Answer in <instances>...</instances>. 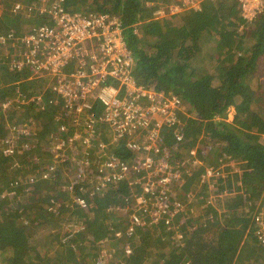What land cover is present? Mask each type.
<instances>
[{
  "label": "trees",
  "instance_id": "trees-1",
  "mask_svg": "<svg viewBox=\"0 0 264 264\" xmlns=\"http://www.w3.org/2000/svg\"><path fill=\"white\" fill-rule=\"evenodd\" d=\"M65 1L70 11L119 17L125 41L135 57L132 71L135 80L174 93L188 109L184 143L191 147L197 145L201 161L213 169L221 170L227 166L231 171H242L235 177L237 187L243 186L249 192L246 206L261 198L264 192V145L259 139L260 133H264V112L259 103L264 92L255 69L258 58L264 54V12L252 22L243 23L236 0H204L197 11L190 9L160 18L153 17L156 6H146V2L155 3L156 0ZM206 48L205 57L211 66L195 74L190 65L195 58L202 57ZM23 77L22 73L11 71L5 63H0V100L17 86L27 93L38 92L45 86L43 82H23ZM45 95L51 97L53 94L47 90ZM237 101L240 107L250 102L259 113L249 120L236 106L237 112L228 122V107ZM16 119L18 122L30 120L35 136L33 147L20 158L4 157L1 152L6 145L0 144V264H71L76 255L81 258L78 264H115L114 259L96 263L94 247L116 245L114 254L122 255L123 241L132 247V254L128 257L123 254V262L118 264H233L240 259L246 264L252 259L253 264H264V247L252 237H256L255 227L244 210L243 197L225 198L230 204H224L226 209L221 212V216L227 217L223 223L217 212L209 222L204 215L195 218L198 211L180 212L175 222L181 219L177 231L182 234V240H177L176 232L168 233L162 221L159 225L138 229L139 242L136 244L125 236L118 242H111L110 233L124 231L121 223L125 221L116 214L109 216L105 212L111 189L106 196L89 198L75 188L77 195L87 199L89 204L95 199L99 208L93 212L76 204L70 208L71 198L67 193L63 194L62 187L69 185V179L76 178H68V170L54 164L53 155L45 149L52 140L50 133L56 129L52 116L39 110H26L22 117L13 118ZM6 124H12V120L5 121L0 135L4 132L5 137H9ZM212 142H215L213 148ZM34 157L40 165H54L48 179L43 180L36 172ZM201 169L197 166L195 177ZM29 178H33L31 185L27 183ZM15 183L19 184L13 190L17 196L2 198L3 192L11 191L10 184L14 186ZM183 191H187L185 186ZM207 194L205 189L198 194L196 206ZM53 198L61 201L54 214L45 210ZM72 217L86 226L75 240L79 243L74 247L73 255L66 251L72 248L68 243L57 241L58 230ZM42 225L45 226L44 241L35 243L37 226ZM87 237L94 244L86 251L82 248Z\"/></svg>",
  "mask_w": 264,
  "mask_h": 264
},
{
  "label": "built area",
  "instance_id": "built-area-1",
  "mask_svg": "<svg viewBox=\"0 0 264 264\" xmlns=\"http://www.w3.org/2000/svg\"><path fill=\"white\" fill-rule=\"evenodd\" d=\"M13 1L4 6L5 14L0 20V29L6 30L0 33V63L22 73L23 82L41 83V77H50L53 83L33 93L17 86L0 103V112L22 117L26 110H39L52 116L56 129L50 133L52 140L45 149L53 155L54 164L68 170V178H76L62 187L63 194L71 198L70 208L72 204L91 212L99 208L95 199L89 204L77 195L75 188L89 198L106 196L111 189L105 212L125 221L121 223L124 231L110 233V241L118 242L125 236L136 244L138 229L162 221L168 233L175 232L177 215L185 210L192 213L189 201L198 200L203 189L208 197L202 202H206L210 211L214 200L227 195L226 188H220L223 170L205 164L199 175H194L202 163L197 162L198 149L184 143L189 112L178 96L135 80L132 73L135 57L127 46L119 17L68 11L65 0ZM203 1L156 0L146 2V6H156L153 17L160 18L184 10L197 11ZM236 2L243 23L252 22L264 12V0ZM23 7L27 19L41 16L46 21L31 28L28 25L23 32L11 27L22 17ZM15 13L21 14L13 16ZM5 16L10 26L3 28ZM47 90L52 92L51 97L45 95ZM17 120L6 124L9 137H0V144L6 145L1 153L7 158H20L33 147L35 132L30 120ZM32 161L41 178L48 179L54 165H40L35 157ZM29 179L27 183L33 184V178ZM18 185L10 184L12 190H5L2 198L17 196L13 190ZM261 198L244 206L254 225L264 214V196ZM60 203L53 198L45 210L54 214ZM210 211L204 215L209 221L214 217ZM85 227L72 217L58 230V239L74 248ZM255 234L262 239L264 221L255 226ZM86 242L94 244L88 237ZM127 243L122 242V250L128 257L132 247ZM105 257L103 250L96 253L95 260L103 261Z\"/></svg>",
  "mask_w": 264,
  "mask_h": 264
},
{
  "label": "rangeland",
  "instance_id": "rangeland-1",
  "mask_svg": "<svg viewBox=\"0 0 264 264\" xmlns=\"http://www.w3.org/2000/svg\"><path fill=\"white\" fill-rule=\"evenodd\" d=\"M76 12H80V11H76ZM166 17H168V16H166ZM20 18H22V17H20ZM3 19H6V20H4V21H2V26H3V28H5L6 27V25L7 26H10V21L8 20V17H4ZM26 21H29V24L27 23V22H25L24 24H22L21 26L18 24V23H15V25L13 26L14 28H17V29H21V31L23 32V31H25L26 29H27V26L29 25V28H31V27H34V26H37V25H39L41 22H44V21H46V19L45 18H43V17H41V16H34L32 19H27L26 18ZM150 52V51H149ZM208 53V48H206L205 49V51H204V53H203V55H202V57H200V58H196V61H194L193 62V64H191L190 66H191V69L195 72V74H198V73H200L204 68H210V62H208L207 61V59H206V54ZM205 54V55H204ZM256 72H257V75H258V77H259V80H260V82H262V84H261V91L262 92H264V54L262 55V56H260L259 57V60H258V62H257V66H256V70H255ZM210 72V71H209ZM262 78V79H261ZM41 80H42V82L43 83H45V84H47V85H49V86H51V84L53 83V80L51 79V78H45V77H41ZM257 97V96H256ZM6 99V97L3 99V100H0V103L1 102H3L4 100ZM261 99H262V101L259 103V106H260V108L263 110V112H264V97H262L261 96ZM241 103H242V101H240ZM239 102H237L236 103V106L237 107H239L238 108V110L240 111V109H242V111L244 112V114L246 115V117L250 120H253V118H254V116L256 115V114H258L259 113V111H258V108H256V107H254V106H251L250 105V102L249 103H247V106H246V102H245V105H244V103L241 105V107H240V103L238 104ZM236 106L232 103V104H230V106L228 107V110H227V121L228 122H231L232 120H233V118H234V116H235V114H236V112H237V108H236ZM246 106V107H245ZM1 113V112H0ZM9 115H12V114H9ZM0 116H1V118H2V120H3V124H5V121H7V120H12V121H14L13 120V118H14V115H12V116H8V114L6 115V112H4V113H1L0 114ZM8 116V117H7ZM1 118H0V121H1ZM186 120V119H185ZM2 124V126L0 125V129H4L5 128V126ZM7 130V129H6ZM2 136H3V138H5V133L3 132V134L2 135H0V137L2 138ZM259 141L264 145V133H260V139H259ZM213 145L215 146V142H212V144H211V146H212V148H213ZM191 147V146H190ZM191 148H195L196 150L198 149L197 148V145H195V146H193V147H191ZM211 148V150H213ZM214 149H215V147H214ZM215 151H216V149H215ZM198 152H199V150H198ZM210 152H212V151H210ZM213 156L211 155L210 156V159L212 158ZM199 158H200V155H199ZM199 158L197 159V162L199 161L200 163H202V165H199L201 168H202V166L204 165L205 166V164H208V163H203L202 161H201V159L199 160ZM221 170H223V177H222V179H221V183H220V188H226V190H227V195L226 196H224V197H222L221 199H216V200H214L213 201V206L211 207V211H210V209H209V207H206V206H208L207 204H206V202L205 203H203L202 201L204 200V199H206L208 196H206L202 201H201V204L199 205V206H196V204H197V200H190L189 201V205H193V207H192V209H193V211H198V214H196L195 215V218H197L198 216H200V217H203V215H208L209 214V211L212 213V214H215V212H217L218 214H220V217H219V220L223 223L224 221H225V218H227V217H224V216H221V212H223V211H225V209H226V207H225V205L224 204H230V200H225V198L227 199L228 197H231V196H235V197H243V199H244V205L246 204V200H248V194H249V192H248V190L245 188V187H243V186H238L237 187V179H236V177H235V174L236 173H238L239 175L241 174V172L242 171H239L238 169H235L234 171H231L227 166H224ZM225 186V187H224ZM184 187V186H183ZM191 187V186H190ZM263 196H264V192H263V194H262ZM262 197V196H261ZM260 199V198H259ZM258 199V200H259ZM262 199V198H261ZM257 200V201H258ZM246 206V205H245ZM253 206H254V204L252 203L249 207H250V209L251 208H253ZM195 207H198L197 208V210H195ZM249 207H248V209H249ZM111 213V212H110ZM196 213V212H195ZM250 213V212H249ZM250 216H252L251 214H249ZM109 216H114L113 214H111V215H109ZM249 216V217H250ZM251 225H252V227L254 228L255 226H257V225H259V224H261L263 221H264V214L261 216V219L258 221V222H256L255 223V225H254V223H253V220H252V217H251ZM179 221H181V219H178L177 220V222L176 223H178ZM194 221V220H193ZM205 222V221H204ZM207 222H209V220H207ZM50 224V223H49ZM44 227L45 226H37V230H36V232H37V234H36V238H35V243H40V242H43L44 241V238H43V235H44V233H45V230H44ZM36 229V228H35ZM249 229H250V227H248V228H246V230H245V232L247 233L248 231H249ZM255 228L253 229V233L255 234ZM175 232H176V234H177V240H179L178 238H181L182 237V235H181V233H179V231H177V230H175ZM253 237V239H254V241H257V242H260L259 244L260 245H262V246H264L263 244H264V236L262 237V239H259V241H258V239H257V237H255V236H252ZM58 238H59V236H58ZM59 239H57V241H58ZM86 242V239L84 240V244L85 245H83V248H82V250H88V246L90 245L91 246V244H89V243H87ZM58 244H60V243H58ZM117 248H118V246H117ZM114 249H116V245H114V246H110V247H106V245H100V246H95L94 247V250H93V252H95V253H102L103 252V250H104V253H105V259L103 260V262L104 263H108V260L107 259H110L109 261H112V259H114V262L113 263H115V264H118L117 262H123V258H124V256H122L121 254H113L114 253ZM69 251L70 252V254H72L73 255V253H74V248L72 249V248H69V249H66V251ZM86 251H84V252H86ZM113 254V255H112ZM109 256V257H108ZM112 256V257H111ZM263 256V255H262ZM254 257V256H253ZM76 260H74L71 264H78V260H80L81 258L80 257H78L77 255H76ZM80 258V259H79ZM107 258V259H106ZM244 259H240V260H235V262L233 263V264H246V263H244V261H243ZM253 260L254 259H252V260H250V261H252L253 262ZM96 263L98 262V261H102V259H100V258H96ZM252 262H250V264H253ZM93 263V262H92ZM248 264V263H247Z\"/></svg>",
  "mask_w": 264,
  "mask_h": 264
},
{
  "label": "crops",
  "instance_id": "crops-1",
  "mask_svg": "<svg viewBox=\"0 0 264 264\" xmlns=\"http://www.w3.org/2000/svg\"><path fill=\"white\" fill-rule=\"evenodd\" d=\"M28 2L30 1V0H27ZM12 2H14L13 0H0V20H1V17H3L4 16V14H5V11H4V6L6 5V4H9V3H12ZM201 4V3H200ZM68 10V9H67ZM68 11H70V10H68ZM184 11H186V10H184ZM26 9L23 7L22 8V18H19L18 19V21L17 22H13L12 24H11V27H13L14 25H15V23H18L19 25L20 24H24L25 22H26ZM72 12H76V11H72ZM183 12V11H182ZM82 13V12H81ZM21 13H15V14H12L13 16H17V15H20ZM116 16V15H115ZM20 17V16H19ZM118 17V16H117ZM4 31H6V30H3V29H0V33H2V32H4ZM262 56V55H261ZM258 60H259V58H258ZM194 61H196V58L194 59ZM258 62V61H257ZM256 70V69H255ZM255 75H256V77H258V75H257V72L255 71ZM262 79V78H261ZM258 80H259V77H258ZM259 82H260V80H259ZM261 84H262V82H261ZM238 102V101H237ZM235 106H236V102L235 103H233Z\"/></svg>",
  "mask_w": 264,
  "mask_h": 264
},
{
  "label": "bare ground",
  "instance_id": "bare-ground-1",
  "mask_svg": "<svg viewBox=\"0 0 264 264\" xmlns=\"http://www.w3.org/2000/svg\"><path fill=\"white\" fill-rule=\"evenodd\" d=\"M50 78V77H49Z\"/></svg>",
  "mask_w": 264,
  "mask_h": 264
}]
</instances>
